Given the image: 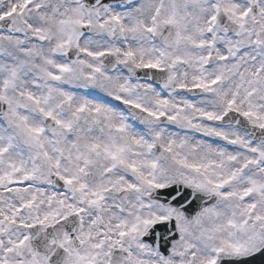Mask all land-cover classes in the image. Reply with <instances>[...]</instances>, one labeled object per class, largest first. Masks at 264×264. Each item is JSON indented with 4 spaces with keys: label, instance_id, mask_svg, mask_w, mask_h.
I'll return each instance as SVG.
<instances>
[{
    "label": "snow or ice",
    "instance_id": "obj_1",
    "mask_svg": "<svg viewBox=\"0 0 264 264\" xmlns=\"http://www.w3.org/2000/svg\"><path fill=\"white\" fill-rule=\"evenodd\" d=\"M0 264H264V0H0Z\"/></svg>",
    "mask_w": 264,
    "mask_h": 264
}]
</instances>
